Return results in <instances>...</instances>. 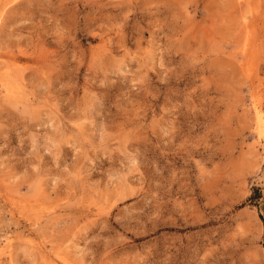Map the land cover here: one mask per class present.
Masks as SVG:
<instances>
[{"label": "rangeland", "instance_id": "1", "mask_svg": "<svg viewBox=\"0 0 264 264\" xmlns=\"http://www.w3.org/2000/svg\"><path fill=\"white\" fill-rule=\"evenodd\" d=\"M0 264H264V0H0Z\"/></svg>", "mask_w": 264, "mask_h": 264}, {"label": "trees", "instance_id": "2", "mask_svg": "<svg viewBox=\"0 0 264 264\" xmlns=\"http://www.w3.org/2000/svg\"><path fill=\"white\" fill-rule=\"evenodd\" d=\"M253 197H257V196H255V195L254 196H250V199L253 198Z\"/></svg>", "mask_w": 264, "mask_h": 264}]
</instances>
